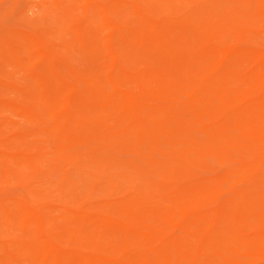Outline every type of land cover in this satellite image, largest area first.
Wrapping results in <instances>:
<instances>
[{
  "label": "rangeland",
  "instance_id": "374dc122",
  "mask_svg": "<svg viewBox=\"0 0 264 264\" xmlns=\"http://www.w3.org/2000/svg\"><path fill=\"white\" fill-rule=\"evenodd\" d=\"M52 2L54 0H0V204L18 196L29 197L42 182L45 183L42 189L51 193L50 199L58 200L62 193L56 182L62 176L72 181L90 177L91 190L88 189L89 193L83 191L81 208L107 205L105 210L113 213L119 211L118 202L124 199L142 196L159 201L170 192L189 190L197 181L212 183V180L220 179L216 198L204 200L203 204L207 206L254 190L255 179L248 172L238 173L241 165L252 159L248 154L250 150L256 151L255 155L264 160V129L251 134L256 143L240 138L244 135L239 133V137L230 143L222 141L220 145H214V151L205 153L201 160L197 159L196 150H190L185 160L169 167L163 157H153L148 147L140 144L134 145L139 147L137 155L132 154L135 148L130 147L117 152L114 161L108 160L106 150L95 147L96 141L90 137L89 130L86 131V142L68 145L65 142L70 160L54 158L51 156L61 141L50 137L47 130L54 126L61 131L72 109L92 111L90 106L81 107L77 93H69L70 110L47 115L39 107L35 84H42L49 98L56 93L55 80L73 84L78 77L108 76L114 81L116 90L124 93L142 85L131 79L135 74L144 76L156 92L163 83L168 88L185 87V79L201 83V50L216 48L224 55L208 69L215 72L213 77L219 76L223 89H234L237 104L233 112L247 109L264 99V86L245 91L237 83L234 73L252 75L264 69V57L254 62L249 54L264 52V0H66L57 5ZM130 3H137L140 8L133 9ZM190 18L206 21L200 35L190 36L179 26L181 20ZM150 21L156 22V26L148 31L152 40L139 45L135 35L145 28V22ZM101 25H107V28L98 32ZM75 29H79L77 34ZM34 38L40 44L28 48ZM16 51L18 61L14 60ZM159 102L142 100L135 107L140 111L157 110ZM183 102L186 103V98L181 96L176 106ZM11 103L30 108L41 120H31L12 111L7 108ZM100 114L110 121L117 118L112 109ZM204 120L211 124L217 122L209 114ZM194 124L192 137L197 143L205 142L206 135L199 130L195 119ZM42 154L50 157L39 165L24 164L21 160ZM106 177L115 180V191L106 189ZM201 206L195 210H200ZM12 212L8 215L11 218L8 223L1 224V233L9 238L22 237L24 233ZM3 217L5 215L1 213L0 219ZM144 224L147 227L145 234L182 236L180 226L164 220ZM196 231L194 226L192 233ZM70 233L86 246L95 242L123 243L122 236L108 227L83 226L78 221L57 219L51 229L56 242L63 246L72 243ZM132 235L136 237L137 233ZM141 251L143 249L139 248L131 253L137 256ZM2 255L0 248V264H34L27 260H5ZM242 256H239L240 260H244ZM173 260L190 264L178 255H173ZM194 264H201V260L196 259ZM250 264H264V260L255 258Z\"/></svg>",
  "mask_w": 264,
  "mask_h": 264
},
{
  "label": "bare ground",
  "instance_id": "6f19581e",
  "mask_svg": "<svg viewBox=\"0 0 264 264\" xmlns=\"http://www.w3.org/2000/svg\"><path fill=\"white\" fill-rule=\"evenodd\" d=\"M83 1L88 0H76ZM65 2L66 0H54L51 4ZM129 5L133 9L140 8L137 3ZM202 20L183 19L178 24L190 36H198L206 22ZM144 26L135 35V41L139 45L152 40L148 31L156 26V22H145ZM106 28L107 25H101L98 32ZM78 32L79 29L75 31L76 34ZM39 44L40 41L34 38L30 40L28 48H36ZM201 51V83L185 79V87L168 88L163 83L156 92L144 76L135 74L131 79L142 85L139 89L124 93L116 90L114 81L108 76L78 77L73 84L55 80L56 93L49 98L43 85L35 84L39 107L47 115L70 110L69 93H77L82 102L81 107L90 106L92 111L86 112V108L79 111L72 109L61 131L54 126L47 130L50 137L61 141L51 157H66L70 160L66 155L65 142L67 145L76 141L86 142L87 130L96 141L95 147L106 150L108 160L114 161L117 152L130 147L135 148L132 154L137 155L139 147L134 145L140 144L148 147V152L153 157H163L167 167L185 160L190 150H196L197 159L201 160L205 153L214 151V145H220L222 141L230 143L239 137V133L244 135L240 138L256 143L252 141L254 139L251 134L264 129V99L247 109L233 112L237 104L234 89H223L219 76L214 78L215 72L208 69L209 65L224 55L223 51L216 48H203ZM249 54L254 62L264 57V52ZM15 56L14 60L18 61V51ZM234 76L245 91L253 90L258 85L264 86V69L252 75L236 71ZM181 96L186 98V103L176 106ZM142 100H159L161 104L157 110L140 111L135 105ZM7 108L28 119L41 120L33 110L20 104H7ZM109 109L117 113V118L112 121L100 114ZM207 114L216 118L217 122L207 123L204 120ZM194 119L199 123V130L206 135L203 143H197V139L195 141V137H192ZM255 152H248L252 159L249 163L242 164L238 173L248 172L255 179L254 190L209 206L203 204L204 200L217 196L220 179H214L212 183L197 181L189 190L170 192L159 201L142 196L124 199L118 202L119 211L115 213L105 210L107 205L94 206L92 209L81 208L79 203L83 191L87 190L89 193L88 189L91 190L90 177H81L80 181H72L67 176L60 177L56 185L62 195L55 201L50 199L51 193L42 189L45 184L42 182L29 197L18 196L1 202L0 214L5 217L0 219V226L8 223L7 220L11 219L8 215L13 210L14 220L24 233L22 237L9 238L0 230L3 259L20 262L27 260L34 264H181L173 260V255L187 259L190 264H194L196 259L201 260V264H250L255 258L264 260V160L258 158ZM151 155L149 154V158ZM48 157L50 155L42 154L33 158L31 156L30 159L22 157L21 160L24 164L39 165ZM105 181L107 190L117 189L113 178L106 177ZM197 206H201V209L195 210ZM57 219L78 221V224L89 227H108L122 236L123 243L112 245L108 242H95L86 246L80 238L70 233L72 243L70 246H63L51 234ZM154 220H164L171 225L180 226L182 236L145 234L147 227L144 222ZM194 226L197 231L193 234ZM132 233H137V236L134 237ZM139 248L143 249L139 255L131 253ZM241 255L244 260L241 257L239 259Z\"/></svg>",
  "mask_w": 264,
  "mask_h": 264
}]
</instances>
